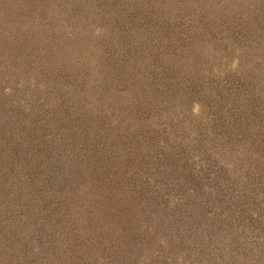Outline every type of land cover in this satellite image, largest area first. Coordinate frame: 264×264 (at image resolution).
Wrapping results in <instances>:
<instances>
[{
    "label": "trees",
    "instance_id": "trees-1",
    "mask_svg": "<svg viewBox=\"0 0 264 264\" xmlns=\"http://www.w3.org/2000/svg\"><path fill=\"white\" fill-rule=\"evenodd\" d=\"M5 1L0 264H137V250L150 244L161 241L165 254L193 247L196 229L185 221L211 156L199 148L196 170L176 151V128L173 141L160 139L159 119L171 100L192 94L234 100L242 81L221 84L209 61L239 48L249 69L236 111L248 134L264 124V0L212 18L192 10L189 26L173 13L184 0H24L21 14ZM28 11L43 20L40 36L15 29ZM92 23L103 33L93 53L85 44Z\"/></svg>",
    "mask_w": 264,
    "mask_h": 264
},
{
    "label": "rangeland",
    "instance_id": "rangeland-1",
    "mask_svg": "<svg viewBox=\"0 0 264 264\" xmlns=\"http://www.w3.org/2000/svg\"><path fill=\"white\" fill-rule=\"evenodd\" d=\"M23 1L6 0L5 4L12 3L21 14L28 7ZM254 1L184 0L181 8L174 9L173 13L180 12L181 16L176 19L189 26L195 22L192 10H209L212 18L213 15L220 16L216 11L233 12L235 7L243 13L248 6L256 7ZM34 12L28 11L24 17L19 16V21L15 19V23L18 22L15 29L25 32L23 36L28 38L33 37V33L40 36L43 20ZM0 16L3 17V12ZM44 26L53 25L46 22ZM94 27L92 23L91 29L97 38L92 34L85 43L89 49L92 47V53L98 48V36H103L102 31L98 33ZM19 38L16 34L12 41L16 43ZM4 55L7 56V53ZM244 55L245 51L238 48L228 58H219L214 64L209 61L212 73L217 75L215 79L221 84V80L225 82L232 76L242 81L243 85L233 83L234 100L230 102L229 97L225 100H206L192 94L182 101L171 100L173 107L162 112L159 120L164 131L159 135L160 139L163 142L166 138L173 141L170 138L172 133L168 131L177 129L176 142L179 144L176 151L185 150L197 170L200 169L198 159L204 157L199 150L202 148L206 156H211V159H206L211 164L206 170L208 174H202L204 169L199 171L202 181L198 182L199 188L191 192L195 208L193 217L199 220L189 216L185 222L193 221L196 229L190 234L193 247L165 254L167 247L161 241L150 244L137 250L140 256L137 264H264V145L258 141L264 135V124L256 125L252 128L254 134H248L244 132L240 111H236L244 105V69H249L244 63ZM263 64L264 61L261 63L262 71ZM2 90L8 92L9 87L4 85ZM167 112H173L174 118L168 117ZM180 127L185 130H180ZM224 169L226 176L222 178ZM173 245L176 247L175 242Z\"/></svg>",
    "mask_w": 264,
    "mask_h": 264
}]
</instances>
